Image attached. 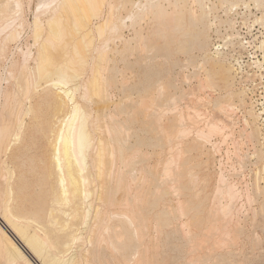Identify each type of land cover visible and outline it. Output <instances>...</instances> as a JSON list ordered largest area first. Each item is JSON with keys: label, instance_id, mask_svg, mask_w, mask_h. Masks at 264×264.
<instances>
[{"label": "rangeland", "instance_id": "rangeland-1", "mask_svg": "<svg viewBox=\"0 0 264 264\" xmlns=\"http://www.w3.org/2000/svg\"><path fill=\"white\" fill-rule=\"evenodd\" d=\"M6 1L7 3L10 1L7 6L10 5L9 8L12 7V9H10L17 12H12L14 13L13 16H15L16 21L13 20L14 18H11L13 17L11 12V17L9 16V18H11L13 22L15 21L13 26L20 28L17 30V35H19L20 32L21 33L17 38V41H8L12 43H6L8 45L5 44L6 50L3 54L5 57L2 56L0 58V120H2L0 121V125L2 122H7V124L10 125V142H7L9 144H12L13 142L12 145H9V149L6 150L7 153L5 152L8 156L5 153H2L4 155L1 156L2 159L5 160L8 159L9 155H13V153L17 151L16 160L18 165L16 164L15 167L12 165L14 171L12 181L16 182L15 180L18 175L22 177L24 182V193L22 192L21 197H24H22V199H24V202H22L24 208L27 209L29 206H27V203L29 204V202L30 209L35 208V204L38 205V203H40L41 197H43L45 193V189L49 188V184L45 185L49 181L46 180V183L44 182L45 178L48 179L45 174H48V169L46 168H49L50 172L53 168L52 149L53 146L56 145L57 141L55 140L59 134L58 131L61 130V127H64L65 123L62 124V122H66V118H68L71 114L70 112L73 111L72 105H79L78 107H81L87 114H90L88 116L89 119L87 120V124L91 131L92 141L94 142L92 150H94L97 145V138H100L104 145H107L108 150L106 148L105 152L109 155L105 154L107 155L104 159L107 161L105 162V171H113L111 172L110 178L108 176L109 183L112 184L111 187L113 188V185L115 184V176L117 177L120 172L126 174L127 178L125 177V183L123 182L122 191H117L119 193H117L116 198L130 203V205L137 202V205L140 207L142 206L143 215L144 217L146 216V222H148L149 225L147 226V234L149 235L145 236V238L148 236L149 238L151 237V242L146 246V250L152 249L151 252L150 250L147 251V257H149V259L154 257L151 260L152 264H190L188 261H190V259L193 260L194 256H198L199 258L194 257L195 260H193V262L191 260V264H264V45L262 44V42H264V0H223L224 2L222 0H203V11H200L197 9L198 7L192 5L193 1L191 0H177L179 3L176 4V7L173 5L175 4L174 1L173 4H167L165 0H156V3L158 1V4H155L153 0H99L100 13L98 16L97 12L95 13V11H97V0H88L89 2L87 0H71L73 3L72 5L70 4V7L67 5L70 1H67L65 2L66 5H63V3L62 6H60V13L57 12L61 15V22L64 23L63 26H65V29L67 28L64 30V33L65 31L68 32L66 37L62 36L65 39L62 38L61 42H59L60 38L59 41L54 38L51 33L52 31L50 32V35L52 36H49V28L46 26L47 19L57 13L53 14L51 11H47V9L44 8V10L40 9V11L42 10L41 13H38L39 10L37 11V14L35 13L36 9L40 7L38 6V3L41 4L42 2H46V0H19V3L15 8V0H5V2ZM92 1H94V3ZM136 1L139 4L135 5V8L133 3ZM147 1H149L150 4L146 3ZM143 3L148 4L151 9L146 7L148 5L143 6ZM153 4L157 5L156 8H159L157 11L161 9L160 12L152 10ZM233 4L235 5L233 6ZM18 5L20 6L18 7ZM159 5H161L162 8H160L161 6ZM137 6L138 8H141V11L138 12V16L136 15L137 17L135 20L133 19L135 16L133 12L135 13L136 10L138 11ZM71 7L74 10H72L73 13L70 11ZM144 7L149 10H145ZM113 8L121 18H125L127 14L133 15L131 20L133 22H129V20L126 19V22L122 25L124 28L119 26V29H117L118 31H104L102 35L103 38H106L107 41L108 38L111 39H109V43L107 42L109 49L107 48V52L104 53L103 58L100 59L101 57H99L100 54L97 50L99 52L101 51L100 47L103 43L97 34V29L94 27H96L97 22L99 23L103 18H106L108 12L110 13L111 10H114ZM193 10V14L195 16L197 15L195 20H193L194 17L191 16ZM202 12L204 13L203 17H205L204 19L201 17L203 20L200 18ZM57 15L56 18L59 17ZM73 15H76L79 19L75 18ZM34 16H40L39 20L42 22V29H39L41 30L40 35H38V30L36 38L33 33V23L34 19L38 18H34ZM65 18L68 19L66 20ZM73 19H76L75 21L77 24H80V27L83 26L80 23L81 21L82 23L87 21L86 23L88 25L83 23L84 26H86L81 29L79 27L80 30L78 31L74 28V24H72L75 23V21L72 22ZM77 20L81 21L77 22ZM134 20L136 22H134ZM18 21L23 24L20 23V25ZM69 21H71V23H69ZM70 24L71 28L67 27L70 26ZM130 24L131 26H129ZM0 28L2 27L0 26ZM5 29L3 32H1L2 30L0 31V44H3L4 36L5 34H8L11 28H8L9 30ZM82 29L86 31L83 32ZM87 30H90L88 31V37H86L87 35L84 36L87 34ZM198 30L205 35H202L203 37L201 38H204L207 35V37L202 39L199 43V45H201L203 42L201 47L196 40V33ZM113 31H116L114 32L115 34L112 33ZM202 31H204V33ZM78 32H83L85 34ZM112 34L116 38L112 37ZM45 36H49L50 39L53 38V40L49 42V45H47V43L44 44ZM85 37L86 41L88 39V42L90 44L92 43L89 48L84 44ZM121 37L124 40H121ZM117 38L120 39L118 40ZM63 40H65L66 43ZM33 43L35 44L33 45ZM67 44L70 47L75 45L77 51L80 52L84 60H86V64L81 67V69H83H80L81 79L79 82L81 84L79 83V85L82 86L81 88L79 87L78 91L73 92L74 94L72 93L74 95V98L72 97L73 101L68 100L69 97H65V94L63 95V93H59V89L52 88L51 86L47 87V85L44 84V79L40 77L41 74H39L40 71L36 65V61H38L37 56H39L40 53V51H38L39 46L45 45L46 47H44V49H46L52 56L53 63L56 61V64H58L65 60V45L67 47L65 50L71 52L72 48H69ZM29 51L31 55L28 54ZM205 51L206 53H204ZM216 51L219 52V58L224 61L223 65L225 68L222 71L218 69L215 71L212 67V63L214 62L212 57H215ZM23 52H26L30 57L24 56L26 58L24 60V57H22ZM75 57H78V54L75 55ZM24 62H27L28 64ZM200 62L203 63L204 68L206 67L205 70L212 76L213 87L215 90L214 93L212 92L213 96L209 93L210 91L198 90L199 84L197 82H199V79L203 78L205 75L204 68L201 70L198 66L201 64ZM196 66H198V68ZM25 81H27V83ZM35 82H40V84H38L40 86L39 88H43H37L38 90L36 89L35 91ZM97 83H99L98 86ZM86 84L88 88L85 89L83 86L86 87ZM13 87L15 91H13ZM191 90H194L195 92ZM11 92H14V94ZM9 93L11 94L8 96L7 94ZM23 94H25L26 97H24ZM193 95L195 96L193 97ZM8 97L10 99H8ZM11 97L12 101L10 102ZM206 97L210 99H207ZM171 99H174L173 102ZM242 100L243 102H241ZM74 101L75 103H73ZM195 101L196 104H193ZM218 103H222L223 105H234V110H236L231 114L229 120L225 119V115L221 113L219 109H215V105ZM6 106L8 107L7 110ZM27 107H29V113H27ZM9 108H12L11 110H13V118L10 119L12 120V123L8 120L6 114ZM194 108H197L202 112L195 114V112H193ZM3 111H5V113H3ZM15 114H17V117H20V119L18 117V121L23 120V130L18 136L19 139L15 136L13 137V135L19 132L18 128L16 129L15 126L20 122H17ZM204 115L206 116L204 117ZM103 117L105 118L103 119ZM196 119L198 120L197 122H195ZM212 121L214 123L216 122L218 125H220L219 123H223L220 127L226 125L225 128H227L225 130H220V132L217 131V134H209L208 140L207 138L201 139L203 137L198 135L199 129L201 130L203 127L206 129V124H211L210 122ZM57 122H59V124ZM96 126L98 128L95 132L94 130ZM105 129L110 130L109 133L111 134H108ZM204 129L201 131L207 133V130ZM181 131L183 132L180 133ZM12 137L13 139H11ZM126 137L128 139L125 142L124 140H126ZM109 139L111 140L110 142H108ZM123 141L125 143H123ZM19 144L26 145L21 147L22 150H20V152L17 150L20 147H16L20 146ZM109 144L111 147H108ZM128 146L129 148L126 149ZM110 148H113L114 151L112 152ZM110 154H113V156H110ZM109 156L111 158L114 157L112 159L115 160L110 162L111 158ZM128 156H131L130 158L134 156L135 159H132L138 160V162L136 161L137 163H135V161H133L129 167L127 165L125 166ZM173 156H176L175 160L172 159ZM178 156L179 160L177 158ZM130 158H128V162L131 163L130 160L132 159ZM124 159L126 163H124ZM176 160H178L179 163L171 162ZM22 161L24 163H22ZM142 164L148 166V168L144 167ZM22 165H26V168ZM122 165L126 167L127 170ZM166 166H168L169 169ZM134 167L138 170L134 169ZM143 167L144 169H147L145 172ZM14 168L18 169H16L17 172H15L16 170ZM121 169L122 171H120ZM155 169H157V172ZM137 171H139V173L141 172L140 176ZM25 172L28 176H26ZM30 172L32 173L30 174ZM126 172H128V174ZM129 172L134 173V175L129 174ZM142 173H144L146 177ZM171 173L178 174L177 176L179 177H176L178 179L177 181L170 180L176 176L172 174L171 178ZM34 174L38 176L36 177ZM32 175L36 178L34 177L31 182ZM142 177L144 179H142ZM257 177L258 182L256 183L254 180H256ZM37 178H40L41 182L43 181L45 183H41L44 184V186L40 184L42 186H39L40 189H37L38 186H34L36 182H39ZM49 179L50 181L54 180L52 176H50ZM130 179H135L131 182H133V184L136 182V184H131ZM158 179H160V181L163 180L164 182L165 179L169 180L166 184L162 183L163 181L160 182ZM142 180L145 181L144 183L146 185ZM155 180L160 183L158 182L159 184L157 185ZM221 181L227 185L222 184ZM139 182H142L143 184ZM171 182H173V184ZM161 183L164 185L166 184V186H162ZM30 184L36 189L34 190ZM152 184H156L154 186H159V188L156 189ZM177 184L178 187H176ZM229 184H231L232 187L231 185L229 186ZM257 184L259 187H262H260L262 190L259 189L260 194L256 188ZM126 185L130 188H125L127 187ZM139 186H142L144 191L141 189L142 187ZM169 186L171 191H168ZM172 186L176 189V195ZM224 186H229L231 189L234 188V193L236 194L235 198L238 199L235 201L237 202L236 207H238V214H236L237 211L234 209L236 208L234 207L235 205L229 206L232 213H235L236 211L235 214L226 211L227 208H224V205H226L227 202V198H225V195L223 194L225 190ZM218 187H221L222 189H219ZM26 188H29L28 191L31 188V190L36 192H28ZM152 189L154 191H152ZM40 190L44 191L41 192ZM127 190H129L128 193L131 192L130 195H127ZM155 190L160 191L155 193ZM134 191L137 192L138 197L136 196V193L133 195ZM148 192L151 194L154 192V194L151 196ZM32 193H35L37 196ZM139 193H141L142 196H140L141 194ZM14 194L11 195V199H13L10 203L11 206H14L15 203L17 204L18 202L14 201V199L17 200ZM29 194H32L33 196H31L33 198H35V196L37 198L32 199ZM177 194H179V196ZM139 196L140 198L142 197V200L139 199ZM146 196H149V202L147 201L148 199ZM29 197H31V200ZM177 198L179 199L180 204L177 203ZM216 198L219 200L218 202H216ZM130 199L131 201L129 202ZM135 199L139 200L136 201ZM20 201L22 200H19V202ZM144 201L148 203L142 204ZM125 202H122V204ZM148 204H151V207L149 205L150 210H147ZM229 204L235 203L229 202L228 200L227 205ZM126 205L128 206V204H123V206ZM176 206L178 209L182 207L179 212ZM219 207L220 209H218ZM124 208L125 207H123V210L121 211H125ZM151 208H153L154 211ZM149 211L150 213H148ZM222 211L223 213L221 214ZM225 211L228 215L226 213L224 214ZM211 212H214V215H212ZM147 215L149 218H147ZM150 215H152L153 218ZM215 215L221 217L217 218V221H215ZM169 216H172L173 218H170ZM158 217H160L161 222L160 229H156L155 226L151 228L152 224L157 221ZM228 217L234 218L227 219ZM222 218H226L225 220H231L226 222L231 229H234L233 226L240 227H236L239 228L237 235L232 234L236 239L232 237L231 233L222 236L224 234L223 232L217 229H215V231L217 230L216 232L213 230L212 227L214 221L226 224ZM236 218L237 220H235ZM149 219L150 221H148ZM170 219H173V221H170ZM211 219L213 220L212 222ZM235 221L238 222L239 225H234V223H236ZM0 223L2 224L1 221ZM171 225L173 226L171 227ZM173 227H176V231H174L175 229ZM154 228L156 231H153L155 230ZM211 230L213 233H217L212 235V237L214 236V239L209 236L211 235L209 234ZM218 231L220 233H218ZM204 232H207L208 237ZM151 233L154 234L153 236L156 237V240ZM160 234L161 236L164 234V236L161 237ZM217 236L224 237H220L222 238L221 240H226V237L229 238L226 242L224 241L225 244H223V241L221 244L219 242L220 239H218L219 237L217 238ZM199 237L201 242H204V245L201 242H199V245L193 242L199 240ZM204 238H206V240ZM207 238H209V240ZM232 238L236 241H234V244L232 243ZM145 240L148 241V238ZM214 240L216 242L215 244H213ZM159 244H163L161 249L159 248ZM190 244L191 246L194 245L193 248H191ZM214 245L217 246L214 247ZM219 245L220 248L222 247L221 249H218ZM199 247H202L203 249L198 250ZM194 248L195 250H193ZM156 249L159 251L156 252ZM22 250L34 264H41L25 248L22 247ZM194 251L198 253H195ZM150 253L152 257H150ZM154 255L158 256V258H155ZM198 259H203L204 261L201 260L200 262ZM155 260H157V263Z\"/></svg>", "mask_w": 264, "mask_h": 264}, {"label": "bare ground", "instance_id": "bare-ground-1", "mask_svg": "<svg viewBox=\"0 0 264 264\" xmlns=\"http://www.w3.org/2000/svg\"><path fill=\"white\" fill-rule=\"evenodd\" d=\"M12 1V0H11ZM15 6L14 8L17 6V4L19 3L18 1L19 0H15ZM67 1H70L69 4V7L72 5L73 2H71V0H65V1H62V0H46V2H42L41 4L38 3V6H40L38 9H36L35 13L37 14V11L38 13L40 11V9H47V11H51L53 14L54 13H57L61 11V8L60 6L63 5H66L65 2ZM88 1V0H87ZM99 0H97V11H95V13L97 12V16L98 14L100 13L99 12V3H98ZM146 1V0H144ZM155 4H158V1L156 3V0H153ZM160 1V0H159ZM173 1L175 2V4H173ZM193 1V4L194 6L198 7L197 9H199L200 11H203L204 9V6H203V0H191ZM223 1V0H222ZM10 2V1H9ZM9 2L7 3V1L5 2V0H0V26L3 28H0V31L3 32V30H9L8 28H11L10 31L8 32V34L6 35L5 34V38L3 40V44H0V58L2 56L5 57L4 52L6 50V47H5V44L6 43H10L8 41H17V38L19 37V35H17V30L20 29V28H17V26H13L14 22L16 21L15 20V16L14 13L12 12H15V10H11L12 7L9 8V6H7V4H9ZM89 2V1H88ZM94 3V1H92ZM152 2V1H151ZM163 2V1H162ZM165 2H167V4H173L175 7L177 6L176 4H178L179 2L177 0H165ZM209 2V1H207ZM224 2V1H223ZM226 2V1H225ZM242 2V1H240ZM13 3V2H12ZM146 3L150 4L149 1H147ZM153 3V2H152ZM160 3V2H159ZM71 4V5H70ZM139 3H137V1L135 3H133V6L136 8L135 5H138ZM148 4H144L143 3V6L145 5H148ZM141 5V4H140ZM235 4H233L234 6ZM238 5V4H237ZM20 5H18L19 7ZM53 6V7H52ZM91 6V4H90ZM95 6V5H94ZM93 6V7H94ZM142 6V5H141ZM139 6V7H141ZM161 6V5H159ZM17 7V8H18ZM36 7V6H35ZM66 7V6H65ZM92 7V8H93ZM119 7V6H118ZM149 8V5L146 6ZM145 8L148 9V8ZM152 7V6H150ZM157 5H154L153 4V9L152 10H156L159 9V8H156ZM209 7V6H208ZM231 7V6H230ZM13 8V9H14ZM16 8V9H17ZM37 8V7H36ZM72 8V7H71ZM70 8V11L73 13V8L71 9ZM95 8V7H94ZM138 8V6H137ZM156 8V9H154ZM162 8V6L160 7ZM43 9V10H44ZM63 9V8H62ZM114 9V8H113ZM140 9V10H139ZM151 9V8H149ZM148 9V10H149ZM232 9V8H231ZM11 10V11H10ZM20 10V8H19ZM59 10V11H58ZM73 10V11H72ZM110 10V9H109ZM161 10V9H160ZM157 11V12H160ZM206 10V9H205ZM208 10H211V9H208ZM131 11V10H130ZM141 11V8H138V11L136 10V12L133 14L135 15L133 19L136 20V17L138 16V12ZM144 11V10H143ZM229 11V10H228ZM10 12L12 14L13 17L10 16ZM46 12V11H45ZM44 12V13H45ZM129 12V11H128ZM17 13V12H15ZM51 13V14H52ZM62 13V12H61ZM70 13V14H72ZM173 13V11H172ZM194 13V10L192 11V15L194 18L193 20L196 19V16L193 14ZM210 13V12H209ZM208 13V14H209ZM58 14V13H57ZM56 14V15H57ZM118 13H116L115 9L114 10H111L110 13L108 12L106 18H103L101 22H97V25L96 27H94L95 29H97L96 31L98 32L97 34L99 35V37L101 38L102 40V43L103 45L101 44V51L99 52L97 50V52L100 54L99 57H101L100 59L103 58L104 56V53H106L109 48H108V41L109 39L111 38H108V41L106 38H103V33L104 31L106 30H116L118 31L117 29H119V26H122L124 24V22H126V19L129 20V22L132 20V17L133 15H126L125 18H121V16L117 15ZM204 13L202 12V14L200 15V18L203 17ZM56 15H52L50 16L49 19H47V25L48 28H49V36L51 37L52 35L54 36V38H56V40L59 41V38H60V41H62V38L65 39L64 37L62 36H65L68 35V32L65 31L64 33V30L65 29V26H63V22H61V15H57L59 17L56 18ZM96 15V14H94ZM137 15V16H136ZM9 16L11 18H14L13 20H15L13 22V20L11 18H9ZM74 16V15H73ZM36 16H34L35 18ZM40 17V16H39ZM39 17H36L38 19H34V35H35V38H36V33H38L37 31L39 29H42V25H41V21L39 20ZM75 18H78L76 15L74 16ZM11 19L10 21H8L9 19ZM60 18V19H58ZM63 18V17H62ZM98 18V17H97ZM205 17H203L204 19ZM207 18V16H206ZM66 20L68 18H65ZM81 19V18H80ZM201 18V20H203ZM76 19H73L72 22H74ZM85 20V19H84ZM134 20V22H136ZM81 20H77V22H79ZM86 21V20H85ZM98 21V20H97ZM4 22V23H3ZM19 22V21H18ZM24 22V21H23ZM87 22V21H86ZM86 22H83V23H86ZM133 22V21H131ZM194 22V21H193ZM22 23V22H19V24ZM69 23H71V21H69ZM83 26L80 27V24L76 23H72L74 24V28L76 30H80L82 27L84 28L86 25H88L86 23V25L84 26V24L82 23V21L80 22ZM212 23V22H211ZM230 23L232 24V22L230 21ZM23 24V23H22ZM21 25V24H20ZM205 25V24H204ZM131 26V24L129 25ZM230 26V25H229ZM20 27V26H19ZM69 28H71V24L70 26H67ZM80 27V29H79ZM123 27V26H122ZM127 27V26H126ZM197 27V26H196ZM22 28V27H21ZM88 28V27H87ZM124 28V27H123ZM89 29V28H88ZM22 30V29H21ZM36 30V31H35ZM83 30V29H82ZM81 30V31H82ZM91 30V29H90ZM90 30H87V34L83 33L85 32L83 30V32H78V33H82V34H85L84 36L88 37L89 34H88V31ZM124 30V29H123ZM40 31L39 30V33L38 35H40ZM52 31V32H51ZM116 31H113L112 33L115 34L114 32ZM121 31V30H120ZM50 32L52 33V35H50ZM110 32V31H109ZM132 32V31H131ZM204 33V31H202ZM67 33V34H66ZM91 33V32H90ZM118 33V32H117ZM111 34V33H110ZM112 34V37H115L113 36ZM236 34V33H235ZM48 35V34H47ZM201 33L200 30L197 31L196 33V40L198 41V45L199 43L202 41V39L206 38H201L205 35H203ZM49 36H45V41H44V44L47 43V45H49L51 42L52 39L49 38ZM118 36V35H117ZM83 37V36H82ZM86 37H85V40H84V44L86 45L87 48H89L91 46V44L88 42V39L86 41ZM111 37V36H110ZM234 37V36H232ZM236 37V36H235ZM46 38H49V39H46ZM84 38V37H83ZM116 38V37H115ZM113 38V39H115ZM37 39H38V36H37ZM118 39V38H117ZM120 39V38H119ZM118 39V40H119ZM229 39V38H228ZM47 40V42H46ZM55 40V39H54ZM121 40H124L122 37H121ZM37 41V40H35ZM65 42V40H63ZM11 42V43H12ZM57 42V41H55ZM108 42V43H107ZM115 42V41H114ZM262 42V41H261ZM10 43V44H11ZM43 43V42H42ZM41 43V45H42ZM66 43V42H65ZM69 43V42H68ZM203 43V42H202ZM201 43V45H202ZM205 43V42H204ZM247 43V42H246ZM35 43H33L34 45ZM55 44V43H54ZM70 44V43H69ZM115 44V43H114ZM262 44L264 45V42H262ZM8 45V44H6ZM39 45V44H38ZM52 45V44H51ZM201 45H199L201 47ZM207 45V44H206ZM32 46V45H31ZM67 46H69L67 44ZM204 46V45H203ZM261 46V45H260ZM44 47H46L45 45L43 46H39V49L38 51H40L39 53V56L38 57V61H36V65H37V68L39 69L38 73L41 74L40 77L42 79H44V84L48 86H51L52 88H57L59 89V93H63V95L65 94V97H69L68 100H71L73 101V98H74V93L75 91H78L79 87L81 88V86L79 85V81L81 79V67L84 66L86 64V60H84L83 56L80 54V52L77 51L76 49V46H72L69 48H72L71 49V52H68V50H65L67 47L65 45V49H64V53L66 54L65 55V60L61 63H58L56 64V61L55 63H53V59H52V56L50 55V53L44 49ZM108 48V49H107ZM204 48V47H203ZM216 48V47H215ZM29 49V48H28ZM206 50V49H204ZM217 50V49H215ZM28 51V50H27ZM207 51V50H206ZM206 51L204 53H206ZM218 51V50H217ZM216 51V55L215 57L212 59L214 60V62L212 63V67L213 69L216 71L217 69L218 70H224L225 66L223 65V59L219 58V52ZM143 52V51H141ZM208 52V51H207ZM21 54V53H20ZM30 54V51L29 53ZM26 52L22 53V57H30ZM73 54V55H72ZM78 54V57H75V55ZM213 54V53H212ZM264 54V53H263ZM31 55V54H30ZM98 55V54H97ZM106 55V54H105ZM23 58L24 60L26 58ZM27 57V58H28ZM204 58V57H203ZM208 58V56H207ZM211 58V57H210ZM209 58V59H210ZM22 59V61H23ZM37 59V58H36ZM29 61V60H28ZM103 61V60H101ZM254 62V61H253ZM24 63H27V62H24ZM201 63V62H200ZM28 64V63H27ZM256 64V63H255ZM24 66V64H23ZM22 66V67H23ZM200 67V69L202 70L204 68V65L203 63L199 64L198 65ZM198 66H196L198 68ZM53 67V68H51ZM27 68V67H26ZM206 68V67H205ZM205 68L203 69L204 72H205V75L203 78L199 79V82H197L199 84V91L201 90H206V91H210L209 93L212 94V92L214 93L215 90H214V87H213V82H212V76L205 70ZM83 69V68H82ZM81 69V70H82ZM24 70V69H23ZM230 70V69H229ZM25 71V70H24ZM8 74V73H7ZM20 74V73H19ZM38 74V75H39ZM11 75V74H10ZM185 76V75H184ZM9 77V76H7ZM11 77V76H10ZM21 78V77H20ZM39 78V77H38ZM40 78V79H41ZM186 78V77H185ZM23 79V78H21ZM29 79V78H27ZM98 79V78H97ZM198 79V78H197ZM185 80V79H184ZM183 80V81H184ZM31 81V80H30ZM188 81V80H187ZM27 83V81H25ZM95 82V81H94ZM185 82V81H184ZM31 83V82H30ZM36 83V82H35ZM87 83V82H86ZM127 83V82H126ZM191 83V81H190ZM37 84V85H36ZM35 84L36 88H35V91L37 88H39L40 86L38 84H40V82H37ZM43 84V83H41ZM81 84V83H80ZM94 84V83H93ZM99 83H97V86H98ZM27 85V84H26ZM34 85V84H33ZM84 85V84H83ZM14 86V85H13ZM25 86V85H24ZM43 86V85H41ZM192 86V85H191ZM45 87V85H44ZM85 89L88 88L87 84H86V87L83 86ZM82 87V89H83ZM26 88V86H25ZM43 88V87H41ZM39 88V89H41ZM177 88V87H176ZM29 89V87H28ZM27 90V88H26ZM38 90V89H37ZM84 90V89H83ZM11 91V90H10ZM13 91L14 90V87H13ZM28 91V90H27ZM86 91V90H85ZM185 91V90H184ZM183 91V92H184ZM191 91H194V90H191ZM229 91V90H228ZM195 92V91H194ZM12 94H14V92H11ZM7 94L8 96L11 94ZM16 93V92H15ZM27 93V92H26ZM73 93V94H72ZM192 93V92H191ZM229 93V92H228ZM19 94V93H18ZM22 94V93H21ZM209 94V95H210ZM24 97L25 94H23ZM73 95V96H72ZM182 95V94H181ZM206 95V94H205ZM225 95V94H224ZM13 96V95H12ZM16 96V94H15ZM14 96V97H15ZM29 96V95H28ZM195 95H193L194 97ZM208 96V95H207ZM213 96V94L211 95ZM229 96V95H228ZM73 97V98H72ZM85 97V96H84ZM192 97V98H193ZM219 97V96H218ZM7 98V97H6ZM5 98V99H6ZM23 98V96H22ZM173 98V97H172ZM207 98V97H206ZM230 98V97H229ZM8 99H10L8 97ZM16 99V98H14ZM24 99V98H23ZM26 99V98H25ZM111 99V98H110ZM207 99H210V98H207ZM206 99V100H207ZM19 100V99H18ZM29 100V99H28ZM143 100V99H141ZM172 102L174 99H171ZM197 100V99H196ZM6 101V100H5ZM9 101V100H8ZM12 101V97H11V100L10 102ZM16 101V100H14ZM69 101V102H71ZM213 101V100H212ZM26 102V100H25ZM117 102V101H116ZM198 102V101H197ZM211 102V101H210ZM243 102V100L241 101ZM7 103V102H6ZM5 103V104H6ZM75 103V101L73 102ZM110 103V102H108ZM113 103V102H111ZM140 103V102H139ZM142 103V102H141ZM223 103V102H222ZM222 103H218L215 105V109L218 110L223 113L225 115V119H230L231 117V114L236 110H234V105L231 106L229 104L227 105H223ZM230 103V102H229ZM60 104V103H59ZM78 104V103H77ZM123 104V103H122ZM121 104V105H122ZM193 104H196V101L195 103ZM231 104V103H230ZM12 105V104H11ZM9 105V106H11ZM15 105V104H14ZM20 105V104H19ZM18 105V107H19ZM4 106V105H3ZM8 106V105H7ZM6 106V110H7V107ZM65 106V105H63ZM79 106V105H78ZM77 105H72L73 107V111L70 112L71 114L69 115L68 118L64 119L66 120V122H62V124H64V127L62 128L61 127V130H59V134L58 136L56 137L57 139L55 141L56 142V145L53 146V149H52V160H53V168L51 169V172L49 170V168H46L48 169V174H45L47 175L48 179L45 178V183H46V180L49 181L47 182L46 184L41 180L40 178H37V180L39 181L38 183L36 182V184L34 186H38L37 189H40V187H42L41 185L44 186L49 184V188L48 189H45V193L43 195V197H41V201L40 203L35 204L36 207L35 208H31L30 209V202L29 204L27 203V209L24 208V206L22 205L24 202V199H22L21 195H22V192L24 190V187H23V180H22V177L20 175H18L17 179L15 180L16 182L12 181V177L14 176V171H13V167L12 165L15 167V165L17 164V160H16V152L15 151L13 153V155H9L8 159H2V156L4 154L2 153H5L7 149H9V144L7 141H9V137H10V132H9V124L6 123H3L0 125V221L2 222V224L0 223V263L2 264H34L32 262V260L23 252L22 250V247L25 248L37 261H39V263L41 264H152L151 263V260L152 259H149V257H147V251L150 250L151 252V249H147L146 250V246L148 244H150V239L151 237L149 238V236L147 237L148 238V241L145 240L147 238H145V236L149 235L147 234V226L148 225V222H146V216L144 217L143 215V210H142V206L140 207L139 205H137L136 203L137 202H134L133 206L130 205V203L128 202H125L124 200H118L116 198V195L117 191H122V188H123V182L125 180V177H126V174L123 172H120L119 175L115 178L116 180L114 181L115 184L113 185V188L111 187L112 184L109 183V178L111 176V172H109L108 170H106L105 166H106V163L107 162L105 159V156L109 155L107 154L105 151H106V148H107V145L105 146L104 143L102 142V140L100 138H97V145L96 147L94 148V150H92V147H93V141H92V135H91V131L89 130V127H88V124H87V120L89 119V115L90 114H87L86 111H84V109H82L81 107H78ZM116 106V104H115ZM125 106V105H124ZM214 106V105H213ZM17 107V106H16ZM61 107V106H60ZM193 107V105H192ZM198 107V106H197ZM13 108V107H12ZM12 108H9L8 111H7V116H8V120L11 121L12 123V120H10L11 118H13V110H11ZM28 108L27 107V113L28 112ZM63 108V107H62ZM177 108V107H175ZM236 108V107H235ZM94 109V108H93ZM114 109V108H113ZM15 110V109H14ZM72 110V109H71ZM112 110V109H111ZM145 110V109H144ZM175 110V109H173ZM172 110V111H173ZM21 111V109H20ZM115 111V110H113ZM17 112V111H16ZM15 112V113H16ZM19 112V110H18ZM117 112V111H116ZM180 112V111H179ZM195 114L198 113V112H202L200 111L199 109L197 108H194V111ZM3 113H5V111H3ZM25 113V112H24ZM26 113V114H27ZM91 113V112H90ZM96 113V112H95ZM146 113V112H145ZM176 113V112H175ZM178 113V112H177ZM206 113V112H205ZM19 114V113H18ZM251 114V112H250ZM249 114V115H250ZM16 115V120L17 122L18 121V117H17V114ZM27 116V115H26ZM59 116V115H58ZM61 116V115H60ZM200 116H203V115H200ZM199 116V117H200ZM206 115H204L205 117ZM98 117V116H97ZM179 117H182V116H179ZM197 117V116H196ZM61 118V117H60ZM105 117H103L104 119ZM251 118V117H250ZM253 118V117H252ZM2 119V118H1ZM20 119V117H19ZM128 119H131V118H128ZM191 119V118H190ZM57 120V119H55ZM96 120V119H95ZM136 120V119H135ZM145 120V118H144ZM147 120V119H146ZM204 120V119H203ZM254 120V119H253ZM2 121V120H0ZM23 121V120H22ZM22 121H20L18 124H16L17 126L16 129L18 128V133H16L15 135H13V137L15 136L17 139L20 132H22L23 130V123ZM58 121V120H57ZM98 121V119H97ZM131 121V120H130ZM198 120L196 119L195 122H197ZM210 121V120H209ZM215 121V120H214ZM16 122V123H17ZM99 122V121H98ZM220 122V120H219ZM15 123V122H14ZM59 124V122H57ZM205 123H208V122H205ZM211 124H206L205 126L207 127L206 129H203L204 130H207V133L205 134L203 131V129H199L198 131V135L200 137H203L201 139H206L208 140L209 138V134L212 135L213 134H217V131L220 132V130L222 129H226L225 126H222L220 127L221 124L223 123H219L220 125L216 124V122L214 123L213 121L210 122ZM229 123V122H228ZM245 123V121H244ZM96 124V123H95ZM124 124V123H122ZM246 124V123H245ZM248 124V123H247ZM126 125V124H124ZM94 127V126H93ZM185 127V126H184ZM98 127L96 126L95 127V132H96V129ZM107 128V127H106ZM116 128V127H115ZM230 128V127H229ZM228 128V129H229ZM248 128V127H247ZM94 129V128H92ZM100 129V128H99ZM110 129V128H109ZM186 129V128H185ZM189 129V128H188ZM107 130V129H105ZM61 131V132H60ZM93 131V132H94ZM110 130H107L108 134H111L109 133ZM123 131V130H122ZM126 131V130H125ZM163 132H165L164 130H162ZM187 131V130H186ZM92 132V133H93ZM94 132V133H95ZM183 131H181L180 133H182ZM188 132V131H187ZM250 132V131H249ZM101 133V132H100ZM189 133V132H188ZM197 133V132H196ZM127 134V133H126ZM161 134V133H159ZM248 135H250L249 133H247ZM101 135V134H100ZM185 135V134H184ZM197 135V136H198ZM13 137L11 139H13ZM121 138V137H120ZM16 139V140H17ZM126 140H124L125 142L127 141V137L125 138ZM160 139V137H159ZM111 140L109 139L108 142H110ZM123 141V143H125ZM202 141V140H201ZM10 142V141H9ZM15 143V141H14ZM174 143V142H172ZM216 143V142H215ZM13 144V142H12ZM11 144V145H12ZM16 144V143H15ZM14 144V145H15ZM127 144V143H126ZM179 144V142H178ZM177 144V145H178ZM20 146H16L17 148L18 147H24L26 145L24 144H19ZM24 145V146H23ZM206 145V144H205ZM125 146V145H124ZM175 146V145H173ZM15 147V146H14ZM108 147H111V145L109 144ZM170 147V146H169ZM179 147V146H178ZM203 147V146H202ZM213 147H214V143H213ZM212 147V148H213ZM17 149L18 152H20L21 149ZM129 146L126 148L128 149ZM131 148V147H130ZM16 149V148H15ZM111 151L113 152V148H110ZM28 150V149H27ZM26 150V151H27ZM108 150V148H107ZM176 150V149H175ZM218 150V149H217ZM216 150V151H217ZM110 151V153H111ZM174 151V150H173ZM180 151V150H179ZM202 151V150H201ZM9 152V151H8ZM25 152V150H24ZM109 152V151H107ZM168 152V151H167ZM177 152V151H176ZM7 153V152H6ZM5 153V154H6ZM11 153V151H10ZM22 153V152H21ZM20 153V154H21ZM122 153H123V150H122ZM25 154V153H24ZM107 154V155H105ZM114 154V153H113ZM113 154H110V156ZM161 154V153H160ZM172 154V153H171ZM177 154H180V153H177ZM2 155V156H1ZM7 155V154H6ZM18 155V153H17ZM22 155V154H21ZM134 155V154H133ZM138 155V153H137ZM175 155V154H174ZM8 156V155H7ZM109 156V157H110ZM147 156V155H146ZM145 156V157H146ZM158 156V155H157ZM6 157V156H4ZM131 157V156H130ZM128 156V158H130ZM176 157V156H175ZM175 157L173 156L172 159L175 160ZM111 158V157H110ZM114 158V157H112ZM110 159V162H112L113 159ZM124 158V157H123ZM127 158V157H126ZM128 158L124 159V163L125 166L127 165L129 167L130 164H132L133 161H135V163L138 162V160H133L132 158H134V156H132V160L131 163L128 162ZM147 158V157H146ZM145 158V159H146ZM178 160H179V156L177 157ZM135 159V158H134ZM9 160V161H8ZM115 160V159H114ZM113 160V161H114ZM178 160L176 161H171L173 163H176L178 162ZM137 161V162H136ZM52 162V161H51ZM50 162V163H51ZM22 163H24L22 161ZM129 163V164H128ZM141 163V162H140ZM179 163V162H178ZM116 164V163H115ZM114 164V165H115ZM18 165V164H17ZM20 165V164H19ZM50 165V164H49ZM114 165H113V169H114ZM121 165V164H120ZM139 165V164H138ZM137 165V166H138ZM144 165V164H142ZM154 165V164H153ZM23 166V165H22ZM111 166V165H110ZM123 166V165H122ZM121 166V167H122ZM159 166V165H158ZM171 166V165H170ZM220 166V165H219ZM18 167V166H17ZM24 168H26V165L23 166ZM118 167V166H117ZM124 167V166H123ZM140 167V166H138ZM144 167H147L148 166H145ZM143 167V169H144ZM168 168V166H166ZM126 168V167H124ZM123 168V170H124ZM141 168V167H140ZM174 168V167H173ZM15 169V168H14ZM17 169V168H16ZM15 169V170H16ZM45 169V170H46ZM117 169V168H116ZM134 169H136L134 167ZM158 169V168H157ZM157 169L156 172H157ZM169 169V168H168ZM18 170V169H17ZM17 170L15 172H17ZM111 170V169H110ZM127 170V168H126ZM125 170V171H126ZM138 170V169H136ZM135 170V171H136ZM145 170L147 169H144V172ZM22 171V169H21ZM122 171V169L120 170ZM129 171V170H128ZM140 171V170H139ZM138 172V175L140 176L141 172L139 173ZM143 171V170H142ZM170 171V170H169ZM177 171V170H176ZM174 171V172H176ZM20 172V171H19ZM18 172V174H19ZM33 172V171H32ZM30 172V174L32 173ZM155 172V173H156ZM171 172V171H170ZM117 173V172H116ZM128 174V172H126ZM136 173V172H135ZM169 173V172H168ZM26 176L27 173L25 172ZM29 174V175H30ZM125 174V175H124ZM129 174H133L134 173H130ZM137 174V173H136ZM144 174V173H142ZM172 174L174 173H171V178H172ZM257 174V173H256ZM255 174V175H256ZM259 174V173H258ZM17 175V174H16ZM36 176V174H34ZM113 175V173H112ZM116 175V174H115ZM145 175V174H144ZM163 175V174H161ZM176 175L173 179H170L172 181H177L178 179L176 177H179L177 176L178 174H174ZM33 176V175H32ZM33 176L32 179H31V182L33 180V178L35 177ZM38 176V175H37ZM36 176V177H37ZM52 176L54 178L53 181H50L49 177ZM109 176V178H108ZM128 176V175H127ZM164 176V175H163ZM257 176V175H256ZM259 176V175H258ZM30 177V176H29ZM35 177V178H36ZM135 177V176H134ZM144 177V176H143ZM142 177V179H144ZM146 177V175H145ZM260 177V176H259ZM28 178V177H27ZM127 178V177H126ZM129 178V177H128ZM132 178V177H130ZM138 178V177H137ZM135 178V179H137ZM195 178V177H194ZM222 178V177H221ZM220 178V179H221ZM15 179V178H14ZM135 179H130V182L135 180ZM140 179V178H139ZM148 179V178H147ZM168 179V180H169ZM219 179V180H220ZM260 179V178H259ZM44 180V179H42ZM128 180V179H127ZM149 180V179H148ZM160 181V179H158ZM167 179H165V182L163 180L162 183H166L167 184ZM140 181V180H138ZM158 181V182H159ZM160 181V182H161ZM224 181V180H222ZM221 181V182H222ZM256 183L258 182V177L256 180ZM14 182V183H13ZM20 182V184H19ZM112 182V181H111ZM142 182L144 183L145 181L142 180ZM142 182H139V183H142ZM149 182V181H148ZM156 182V180H155ZM157 183V185L160 183ZM220 182V181H219ZM225 182V181H224ZM41 183H44V184H41ZM125 183V182H124ZM129 183V181H128ZM137 183V184H139ZM142 183V184H143ZM161 183V184H162ZM169 183V182H168ZM173 184V182H171ZM177 183V182H175ZM19 184V185H18ZM34 184V183H33ZM39 184V185H37ZM41 184V185H40ZM130 184V183H129ZM131 184H133V182H131ZM130 184V186H131ZM136 184V182H135ZM133 184V185H135ZM145 184V183H144ZM166 184H162V186H166ZM171 184V185H172ZM222 184H224L222 182ZM28 185V184H27ZM146 185V184H145ZM153 185V184H152ZM156 185V184H154ZM153 185V186H154ZM224 185H227V184H224ZM231 184H229L230 186ZM255 185V184H254ZM31 186V184H30ZM40 186V187H39ZM127 186V185H126ZM161 186V185H160ZM176 186V185H175ZM220 186V185H219ZM222 186V185H221ZM229 186H224L225 190H224V197L227 198V202H226V205H224L225 207L224 208H227L226 211H230L231 210L229 209V206L231 205H235L234 207H236V194L234 193V188L231 189ZM34 190L36 189L35 187L31 186ZM93 187V189H92ZM129 186L125 187L128 189ZM132 187V186H131ZM138 187V186H137ZM139 187H142V186H139ZM157 188H159V186H154ZM153 187V188H154ZM178 187V184L177 186ZM217 187V186H216ZM232 187V185H231ZM261 187V186H260ZM258 184H257V189L259 191V189H261ZM44 188V187H43ZM41 188V189H43ZM47 188V187H46ZM124 188V189H125ZM130 188V187H129ZM147 188V187H146ZM167 188V187H166ZM168 191L170 189V186L168 187ZM175 187L172 186V189L174 190V193H175V190L174 189ZM219 188V187H218ZM223 188V189H224ZM255 188V189H256ZM27 189V188H26ZM29 189V188H28ZM27 189V191H28ZM123 189V190H124ZM140 189V188H138ZM143 190V187L141 188ZM140 189V190H141ZM164 189V188H163ZM219 189H222L221 187ZM34 190H30L29 191H32V192H36ZM135 190V188H134ZM147 190V189H146ZM145 190V191H146ZM162 190V189H161ZM178 190V188H177ZM218 190V189H217ZM233 190V191H232ZM236 190V189H235ZM262 190V189H261ZM28 191V192H29ZM41 191V190H40ZM44 190H42L41 192H43ZM129 190L126 191V193H128ZM138 191V190H137ZM144 191V190H143ZM152 191H154L152 189ZM156 191V190H155ZM157 191H160V190H157ZM155 192V193H158V192ZM179 191V190H178ZM15 192V194H14ZM27 192V193H28ZM39 192V190H38ZM125 192V191H124ZM237 192V191H236ZM240 192V191H239ZM257 192V191H256ZM262 192V191H261ZM24 193V192H23ZM121 193V192H120ZM136 193V196L138 197L137 195V192L134 191L133 195H135ZM142 193V192H141ZM139 193V194H141ZM149 193V192H148ZM160 193V192H159ZM179 193V192H177ZM14 194V196L17 198V200L14 199V201H18L17 204L15 203L14 206H11L10 203L13 199H11V195ZM26 194V192H25ZM32 194H35V193H32ZM31 194V195H32ZM40 194V193H39ZM94 194V196H93ZM124 194V193H123ZM131 192H129L127 195H130ZM151 194V193H149ZM152 194H154V192H152ZM151 194V196H152ZM222 194V193H221ZM238 194V193H237ZM259 194H260V191H259ZM24 195V194H23ZM29 194V196H31ZM36 195V194H35ZM120 195V194H119ZM126 195V196H127ZM144 195V193H143ZM158 195V194H157ZM156 195V196H157ZM173 195V194H172ZM176 195V193H175ZM179 196V194H177ZM217 195V194H216ZM220 195V194H219ZM218 195V196H219ZM257 195V194H256ZM33 196V195H32ZM31 196V197H32ZM37 196V195H36ZM35 196V198H37ZM39 196V195H38ZM124 196V195H123ZM142 196V194L140 195ZM139 196V199L142 200V197L140 198ZM150 196V197H151ZM154 196V195H153ZM174 196V195H173ZM172 196V198H173ZM29 197V199L31 198ZM135 197V198H137ZM147 197V201L149 202V196H146ZM176 197V196H174ZM221 197V196H220ZM242 197V196H240ZM24 198V197H23ZM27 198V197H26ZM32 197V199H35ZM40 198V197H39ZM122 198V197H121ZM128 198H131V197H128ZM133 198V196H132ZM28 199V198H27ZM125 199V197H124ZM139 199H135L136 201H138ZM174 199V198H173ZM217 199V198H216ZM235 199V200H233ZM249 199V197H248ZM19 200H22L19 202ZM31 200V199H30ZM134 200V199H133ZM177 203H179V199L177 198ZM224 200V199H223ZM228 200L229 202H233L235 204H229L227 205L228 203ZM233 200V201H231ZM238 200V199H237ZM13 201V202H14ZM34 201V200H33ZM36 201V200H35ZM131 201V199L129 200V202ZM216 201V200H215ZM219 200L217 199L216 202H218ZM26 202V201H25ZM122 202H125L123 204H128V206H123ZM147 202V203H148ZM240 202V201H239ZM139 203V202H138ZM143 203H146L145 201L142 202ZM146 203V204H147ZM140 204V203H139ZM175 204V203H174ZM130 205V206H129ZM141 205V204H140ZM149 205L151 207V204H148L145 205L147 206V210H150L149 209ZM34 206V205H33ZM179 206V205H178ZM125 207V211H121L123 210L122 208ZM177 207V206H176ZM234 207H230V208H234ZM240 207V206H239ZM182 208V207H180ZM178 209L177 207V210L179 212V210L181 209ZM223 208V207H221ZM238 207L234 208L236 209L235 213L238 214V210H237ZM153 210V208H151ZM158 209H161V208H158ZM215 209V208H213ZM220 209V207L218 208ZM241 209V208H240ZM151 210V211H152ZM217 210V209H216ZM214 210V211H216ZM225 210V209H224ZM223 210V211H224ZM233 210V209H232ZM154 211V210H153ZM183 211V210H182ZM223 211L221 212V214L223 213ZM226 211L224 212V214L226 213ZM234 211V210H233ZM177 212V211H176ZM219 212V211H218ZM145 213V212H144ZM150 213V211L148 212ZM155 213V212H153ZM159 213V212H158ZM161 213V212H160ZM181 213V212H180ZM217 213V212H216ZM215 213V214H216ZM232 213V212H231ZM229 213V214H231ZM235 213H232V214H235ZM212 215H214V212L212 213ZM209 214V215H211ZM228 215V213H226ZM121 215H122V218H121ZM149 215V214H148ZM147 215V216H148ZM226 215V216H227ZM120 216V217H119ZM152 217V215H150ZM159 216V215H158ZM161 216V215H160ZM167 216V215H165ZM215 221H217V218H220L221 216H218V215H215ZM218 216V217H217ZM230 216V215H229ZM150 217V218H151ZM170 217V216H169ZM168 217V218H169ZM172 217V216H171ZM170 217V218H171ZM181 217V216H179ZM213 217V216H212ZM223 217V216H222ZM235 217V216H234ZM233 217V218H234ZM149 218V216L147 217ZM153 218V217H152ZM173 218V217H172ZM211 218V217H210ZM224 218V217H223ZM222 218V219H223ZM233 218H227V219H233ZM213 219V218H212ZM211 219V222L214 220ZM226 219V218H225ZM224 220V222L226 223L227 221H231V220ZM169 220V219H168ZM173 221V219H170V221ZM176 220V219H175ZM222 220V221H223ZM237 220V218L235 219ZM150 221V219L148 220ZM162 221V219H161ZM169 221V222H170ZM177 221V220H176ZM180 221V220H179ZM213 222V230L215 231V229L217 230H220L221 232H223L224 234L222 236H224L225 234H234V235H237L238 233V229L240 228L239 226H233L234 229L229 226L228 227V223L224 224L223 222ZM221 221V220H220ZM239 221V220H238ZM155 222V221H154ZM167 222V221H166ZM181 222V221H180ZM236 222V221H235ZM172 223V222H171ZM151 224V223H150ZM156 224V225H155ZM170 224V223H168ZM174 224V223H173ZM230 224V223H229ZM239 225L238 222L234 223V225ZM160 225H161V222H160V217L157 218V221L152 224V227L155 226L156 229H160ZM177 225V224H176ZM180 225V224H179ZM169 226V225H168ZM173 225H171L172 227ZM175 226V224H174ZM171 227H168V228H171ZM209 227V228H210ZM236 227H239V228H236ZM150 228V229H151ZM154 228V229H155ZM163 228V227H161ZM174 229L176 227H173ZM153 230V231H156ZM237 229V230H236ZM167 230V229H166ZM165 230V231H166ZM216 230V231H217ZM151 231V230H149ZM170 231V230H169ZM176 231V229L174 230ZM182 231V230H181ZM208 231V230H206ZM212 231V230H211ZM210 231V232H211ZM215 231V232H216ZM161 232V231H160ZM209 234L211 238L214 239V236L212 237V235L214 234H217V233H213V231ZM152 233H155V232H152ZM151 233V234H152ZM168 233V232H167ZM170 233V232H169ZM173 233V232H172ZM175 233V232H174ZM206 233V234H205ZM213 233V234H212ZM218 233H220L218 231ZM203 234V233H202ZM204 234L207 236V232H204ZM222 234V233H221ZM240 234V233H239ZM154 234H152L153 236ZM184 235V234H183ZM220 235V234H219ZM161 236V234H160ZM159 236V237H160ZM164 236V234L162 235ZM161 236V237H162ZM185 236V235H184ZM188 236V235H187ZM222 236H217L218 239H222L224 237ZM230 236V235H229ZM154 237V236H153ZM208 237V236H207ZM209 237V238H210ZM222 237V238H220ZM233 237V235H232ZM155 240H156V237H154ZM153 238V239H154ZM186 238V237H185ZM190 238V237H189ZM209 238H207L209 240ZM216 238V237H215ZM229 237H226L225 239L226 240H219V242L221 243L222 241L226 242L227 239ZM236 239V237H233ZM232 238V239H233ZM162 239V238H161ZM206 240V238H204ZM203 239V241H204ZM231 239V238H230ZM229 239V240H230ZM235 239H233V244H234V241ZM159 240V239H157ZM199 240H200V237H199ZM193 241L195 242V244L197 243L199 245V242H201V240L199 241ZM160 241V240H159ZM162 241V240H161ZM192 241V240H191ZM213 241V240H212ZM155 243H157L156 241H154ZM154 242H153V245H154ZM189 242V241H188ZM222 242V243H223ZM225 242L223 244H225ZM236 242V241H235ZM160 243V242H159ZM192 243V242H191ZM202 243V242H201ZM215 240H214V243L215 244ZM219 243V244H220ZM221 243V244H222ZM158 244V243H157ZM204 245V242L202 243ZM160 245V244H159ZM163 245V244H162ZM160 245V249H161V246ZM197 245V247H198ZM202 245V247L204 248V246ZM207 245V244H206ZM157 246V245H156ZM189 246V244H188ZM191 246V244H190ZM194 246V245H193ZM193 246H191V248H193ZM217 245H214V247H216ZM222 246V245H221ZM149 247V246H148ZM196 247V245H195ZM202 247H199L196 248L198 250H202L203 248ZM206 247V246H205ZM154 248V247H153ZM155 248H158V247H155ZM222 248V247H221ZM220 248V245H219V248L218 249H221ZM190 250V249H189ZM195 250V248L193 249ZM208 250V249H207ZM215 250V249H214ZM154 251V250H153ZM159 251L156 249V252ZM212 251V250H211ZM162 252V251H161ZM160 252V253H161ZM191 252H192V249H191ZM195 253H198L196 251H194ZM201 252V251H200ZM199 252V253H200ZM159 253V254H160ZM154 254V253H152ZM205 254V253H204ZM155 258H158V256L154 255ZM190 256H193V255H190ZM202 256V255H201ZM150 257L151 256V253H150ZM161 257V256H160ZM194 257H198V256H194ZM193 257V260H195V258ZM206 257V256H205ZM199 258V257H198ZM204 259V258H203ZM203 259H198L200 262L201 260ZM158 260V259H157ZM157 260L156 263H157ZM189 260V259H188ZM191 260L188 261L190 264H191ZM192 260V262H193ZM154 261V262H155ZM197 261V260H196ZM195 261V263H196ZM204 261V260H203ZM160 262V261H159ZM198 263V262H197ZM199 264V263H198Z\"/></svg>", "mask_w": 264, "mask_h": 264}]
</instances>
